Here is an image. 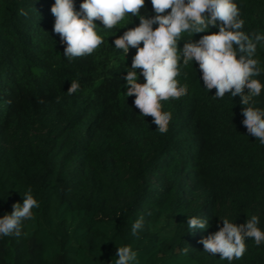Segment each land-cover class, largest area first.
<instances>
[{
    "label": "trees",
    "instance_id": "16d2710c",
    "mask_svg": "<svg viewBox=\"0 0 264 264\" xmlns=\"http://www.w3.org/2000/svg\"><path fill=\"white\" fill-rule=\"evenodd\" d=\"M82 2L74 0L77 11ZM233 2L241 30L264 35V0ZM54 3L0 0V218L29 188L39 203L19 237L0 236V264H114L126 245L137 252L135 264H264V243L246 240L244 256L227 261L199 242L223 218L239 225L256 215L264 231V145L243 125L240 97H215L198 64L181 59L177 79L188 92L162 101L172 119L159 133L125 94L136 49L125 56L114 45L139 17L112 29L95 21L104 43L69 60L53 31ZM140 14L155 15L151 0ZM218 30L185 32L178 48ZM253 58L262 69L253 78L264 84V42ZM73 80L80 89L68 95ZM254 106L264 109V89ZM193 216L208 227L190 231Z\"/></svg>",
    "mask_w": 264,
    "mask_h": 264
},
{
    "label": "clouds",
    "instance_id": "9594fccd",
    "mask_svg": "<svg viewBox=\"0 0 264 264\" xmlns=\"http://www.w3.org/2000/svg\"><path fill=\"white\" fill-rule=\"evenodd\" d=\"M151 5L155 15L148 18L140 14L145 0H83L80 11L76 10L74 0H55L51 7L55 17L53 31L67 45L64 56L72 60L93 54L104 43L96 31L95 21L112 29L129 15L139 17V25L124 31L114 40V45L125 56L130 48L136 49L124 80L125 94L135 96L134 105L140 114L152 117L159 133H167L172 115L162 110V101L187 94V86H181L177 79L181 74V59L185 67L195 61L202 73L204 88L215 89V97L222 99L226 94L240 97V104L244 106L242 123L248 134L264 145V109L254 106V98L261 94L264 84L253 78L262 72L259 61L253 57L257 44L264 42V35L250 36L241 30L244 20L233 0H151ZM210 27L219 30L201 36L198 41L185 42L182 50L178 48L183 33L188 32L192 38L193 34L206 32ZM138 69L145 83L138 82ZM79 89V82L73 80L67 93L72 95ZM38 207L29 188L23 194V203L14 204L12 212L0 218V236L19 237L22 221L33 219L32 210ZM221 220L223 226L218 231L199 241L204 252L219 254L222 260H240L247 251L246 240H253L256 246L264 243L258 216L252 215L239 225L227 218ZM187 224L190 231L208 227L207 220L196 216L188 218ZM142 227L141 217L133 223L131 234L137 236ZM116 256L114 264L137 261V252L128 245L117 247Z\"/></svg>",
    "mask_w": 264,
    "mask_h": 264
}]
</instances>
